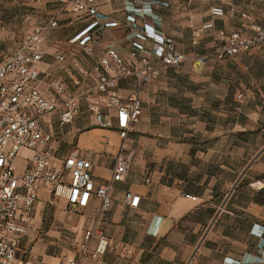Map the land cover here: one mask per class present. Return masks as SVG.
Returning a JSON list of instances; mask_svg holds the SVG:
<instances>
[{
    "label": "crops",
    "instance_id": "obj_1",
    "mask_svg": "<svg viewBox=\"0 0 264 264\" xmlns=\"http://www.w3.org/2000/svg\"><path fill=\"white\" fill-rule=\"evenodd\" d=\"M194 3L98 0V35L105 48L129 57L132 35L126 17L134 15L137 28L153 27L195 62L178 69L157 62L154 78L141 94L140 123L126 140L125 153L134 154V163L124 182L112 184L109 212L92 200L88 208L70 213L63 199L53 200L41 191L27 235L19 239V264H60L77 256L90 228L115 249L79 264H264V47L232 60L211 59L219 32L237 31V0L230 2L233 12L219 4L206 9V16L195 12ZM7 6L15 9V20L0 31V57L15 50L26 34L41 30L40 71L63 79L76 92L81 77L70 61L91 69L101 54L87 57L70 43L90 18L63 10L52 0H0V7ZM138 7L143 14H134ZM214 8L223 14L212 15ZM52 20L56 27H50ZM113 22L118 26L110 27ZM209 23L215 24L212 48L205 28ZM153 46L147 42L140 57H152ZM59 53L69 57L66 63L56 61ZM203 58L205 63L196 61ZM87 83L95 86L92 80ZM119 90L126 97L136 87L121 82ZM48 120L44 131L54 135L59 154L77 149L92 162L96 185L110 183L122 152L116 129L97 127L83 103L70 125L60 127L56 115ZM126 192L140 197L138 209L124 205ZM96 245L93 240L90 249Z\"/></svg>",
    "mask_w": 264,
    "mask_h": 264
},
{
    "label": "built area",
    "instance_id": "obj_2",
    "mask_svg": "<svg viewBox=\"0 0 264 264\" xmlns=\"http://www.w3.org/2000/svg\"><path fill=\"white\" fill-rule=\"evenodd\" d=\"M45 3L49 0H30ZM63 10L83 14L90 18L88 25L71 40L87 57L101 52L96 65L87 69L76 60L72 68L80 75L79 89L70 92L61 78H50L40 71L43 59V34L36 30L26 34L18 47L0 57V264H19L16 253L19 239L27 235L28 220L40 199V192L47 191L53 200L63 199L70 213L88 208L92 200L101 202V211L112 207V184L124 182L133 163L134 154H126L129 133L139 125L143 102L141 94L152 82L156 64L166 68H181L195 62V57L180 51L171 38L165 37L149 25L136 27V17H126L132 35V52L124 58L116 50L105 48L98 35L101 26L98 0H52ZM159 8V4H155ZM143 14L144 8L133 10ZM223 14L214 8L212 15ZM50 27H56L52 20ZM114 28L118 24L109 25ZM251 35L239 31H220V41L212 56L219 61L232 60L254 48L264 47V25L253 23ZM153 43L152 57L140 55L146 51V43ZM152 58V59H151ZM59 64L69 57L59 53ZM205 63L206 58L201 60ZM95 83L94 87L88 81ZM121 82H133L136 90L128 96L120 94ZM95 125L101 129L115 128L122 140L120 154L115 159L111 182L96 185L92 162L77 149L60 155L55 147V137L44 131L48 117L56 115L60 127L74 123L81 113V104ZM123 203L136 210L140 197L126 192ZM97 240L94 249H90ZM114 244L95 228L85 231L75 257L66 258L60 264H79L83 259L98 260ZM127 254H132L126 250Z\"/></svg>",
    "mask_w": 264,
    "mask_h": 264
},
{
    "label": "rangeland",
    "instance_id": "obj_3",
    "mask_svg": "<svg viewBox=\"0 0 264 264\" xmlns=\"http://www.w3.org/2000/svg\"><path fill=\"white\" fill-rule=\"evenodd\" d=\"M159 2V0H156ZM232 0H194L195 4V12L199 16H206V9L212 8L216 5H226L230 8L231 12H233V6H230ZM15 20V9L11 7H0V31L9 26L14 24L13 21ZM220 20V19H219ZM223 22V21H221ZM225 26L228 24L230 25V20H224ZM253 23H258L264 25V0H237V31L238 29H242L239 32H242L244 35L249 36L250 34V25ZM206 29L209 30L208 38L211 40L210 48L213 46V39L215 38L214 30L215 24L209 23L205 26ZM0 42H4L3 39H0ZM216 46V45H215ZM214 46V47H215ZM213 47V49H214ZM213 49L211 52V59L214 58L212 56ZM209 57V59H210ZM215 59V58H214ZM217 60V59H216ZM219 61V60H218ZM226 81L229 82L230 80L226 77ZM73 250V247H70Z\"/></svg>",
    "mask_w": 264,
    "mask_h": 264
}]
</instances>
